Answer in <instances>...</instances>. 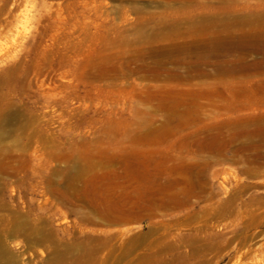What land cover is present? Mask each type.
<instances>
[{
    "label": "rangeland",
    "instance_id": "obj_1",
    "mask_svg": "<svg viewBox=\"0 0 264 264\" xmlns=\"http://www.w3.org/2000/svg\"><path fill=\"white\" fill-rule=\"evenodd\" d=\"M0 242L264 264V0H0Z\"/></svg>",
    "mask_w": 264,
    "mask_h": 264
},
{
    "label": "bare ground",
    "instance_id": "obj_2",
    "mask_svg": "<svg viewBox=\"0 0 264 264\" xmlns=\"http://www.w3.org/2000/svg\"><path fill=\"white\" fill-rule=\"evenodd\" d=\"M137 212H139V211H137ZM2 249H3V245L0 242V257H1V251H2Z\"/></svg>",
    "mask_w": 264,
    "mask_h": 264
}]
</instances>
